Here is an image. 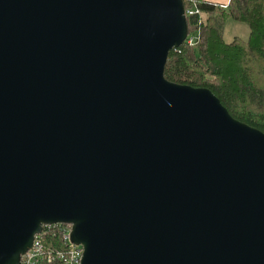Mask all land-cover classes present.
<instances>
[{
  "label": "water",
  "instance_id": "water-1",
  "mask_svg": "<svg viewBox=\"0 0 264 264\" xmlns=\"http://www.w3.org/2000/svg\"><path fill=\"white\" fill-rule=\"evenodd\" d=\"M184 0H0V264L72 224L82 264H264V133L165 78Z\"/></svg>",
  "mask_w": 264,
  "mask_h": 264
},
{
  "label": "trees",
  "instance_id": "trees-1",
  "mask_svg": "<svg viewBox=\"0 0 264 264\" xmlns=\"http://www.w3.org/2000/svg\"><path fill=\"white\" fill-rule=\"evenodd\" d=\"M189 37L174 49L165 68V78L179 85L212 91L230 115L264 133V0H230L222 5L207 0H184ZM229 20L247 24V41L227 43L224 29ZM48 250H63L59 232L47 233Z\"/></svg>",
  "mask_w": 264,
  "mask_h": 264
},
{
  "label": "built area",
  "instance_id": "built-area-1",
  "mask_svg": "<svg viewBox=\"0 0 264 264\" xmlns=\"http://www.w3.org/2000/svg\"><path fill=\"white\" fill-rule=\"evenodd\" d=\"M186 16L199 13L197 9L186 10ZM189 45H196L194 37L187 38ZM59 232L63 250H48L44 245V237L47 233ZM72 224H44L42 232L35 236L31 249L22 256L21 264H82L84 257V248L82 245L72 241Z\"/></svg>",
  "mask_w": 264,
  "mask_h": 264
},
{
  "label": "rangeland",
  "instance_id": "rangeland-1",
  "mask_svg": "<svg viewBox=\"0 0 264 264\" xmlns=\"http://www.w3.org/2000/svg\"><path fill=\"white\" fill-rule=\"evenodd\" d=\"M250 37V28L247 24L229 20L224 29V40L227 43L232 42L235 38H241L247 41Z\"/></svg>",
  "mask_w": 264,
  "mask_h": 264
},
{
  "label": "crops",
  "instance_id": "crops-1",
  "mask_svg": "<svg viewBox=\"0 0 264 264\" xmlns=\"http://www.w3.org/2000/svg\"><path fill=\"white\" fill-rule=\"evenodd\" d=\"M213 3H217V4H222V5H226L229 3L230 0H207Z\"/></svg>",
  "mask_w": 264,
  "mask_h": 264
}]
</instances>
